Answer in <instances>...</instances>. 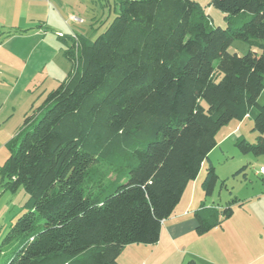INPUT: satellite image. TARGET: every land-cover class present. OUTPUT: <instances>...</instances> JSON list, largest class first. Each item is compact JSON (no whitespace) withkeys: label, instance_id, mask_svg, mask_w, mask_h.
I'll list each match as a JSON object with an SVG mask.
<instances>
[{"label":"trees","instance_id":"obj_1","mask_svg":"<svg viewBox=\"0 0 264 264\" xmlns=\"http://www.w3.org/2000/svg\"><path fill=\"white\" fill-rule=\"evenodd\" d=\"M210 5L225 28L192 0H116L96 38L63 35L66 78L6 145L2 187L28 198L1 264H118L123 247L157 243L222 127L250 119L256 143L235 147L264 155V0ZM235 40L259 54L228 53ZM207 166L204 198L218 183ZM236 203L202 204L195 233L220 227Z\"/></svg>","mask_w":264,"mask_h":264},{"label":"rangeland","instance_id":"obj_2","mask_svg":"<svg viewBox=\"0 0 264 264\" xmlns=\"http://www.w3.org/2000/svg\"><path fill=\"white\" fill-rule=\"evenodd\" d=\"M29 1L0 0V264L15 246V241L5 244L3 238L10 225L26 211L24 205L28 198L23 188L10 193L2 187L5 180L1 173L9 155L6 145L19 134L24 117L37 109L48 93L66 78L70 64L62 54L66 48L63 35H70L71 30L79 33L87 30V36L94 39L115 16L112 10L115 0ZM192 1L214 27L225 28V15L210 5L211 0ZM46 9L53 17H47ZM28 12L31 17L27 18ZM74 17L80 22L74 21ZM29 31L40 34L18 36ZM228 47V53L240 56L249 51L260 52L238 40ZM257 98L259 104L264 103V91ZM257 136L248 118L222 127L216 136L220 144L208 154L201 177L204 179L207 165L214 167L218 183L213 201L220 210L239 200L232 206V217L224 220L219 228L226 225L228 229L247 231V227L255 225L256 236H264V177L256 175L264 167V155H244L235 147L236 140L242 138L254 144Z\"/></svg>","mask_w":264,"mask_h":264},{"label":"crops","instance_id":"obj_3","mask_svg":"<svg viewBox=\"0 0 264 264\" xmlns=\"http://www.w3.org/2000/svg\"><path fill=\"white\" fill-rule=\"evenodd\" d=\"M37 1L30 0L29 3ZM45 11L47 17L52 16L49 9ZM30 15L28 12L25 17H31ZM70 17L72 15L68 17L69 21ZM88 33L87 30L82 33L71 30L70 35L87 36ZM32 34L40 32H23L18 36L26 38ZM216 143L219 145L220 141L216 139ZM202 179L200 170L197 178L182 192L173 214L162 222L157 243L123 247L116 260L118 264H186L187 260L195 264H264V236H256L255 225L247 227V231L228 229L224 225V228H215L202 236L195 233L196 221L192 218L194 211L202 204L205 207L221 209L214 205V193L210 198H204Z\"/></svg>","mask_w":264,"mask_h":264},{"label":"built area","instance_id":"obj_4","mask_svg":"<svg viewBox=\"0 0 264 264\" xmlns=\"http://www.w3.org/2000/svg\"><path fill=\"white\" fill-rule=\"evenodd\" d=\"M49 1V0H47ZM74 21H79V19L74 17ZM80 22V21H79ZM257 175L264 176V167H260L258 171L256 172Z\"/></svg>","mask_w":264,"mask_h":264}]
</instances>
